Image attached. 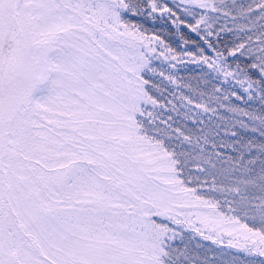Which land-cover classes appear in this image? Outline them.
<instances>
[{"label": "snow or ice", "instance_id": "obj_1", "mask_svg": "<svg viewBox=\"0 0 264 264\" xmlns=\"http://www.w3.org/2000/svg\"><path fill=\"white\" fill-rule=\"evenodd\" d=\"M0 264H264V0H0Z\"/></svg>", "mask_w": 264, "mask_h": 264}, {"label": "trees", "instance_id": "obj_2", "mask_svg": "<svg viewBox=\"0 0 264 264\" xmlns=\"http://www.w3.org/2000/svg\"><path fill=\"white\" fill-rule=\"evenodd\" d=\"M145 28L148 29V34L151 35L153 33L159 34L164 38H168L167 30L165 29V26L161 24L160 22H156L153 24L151 21H143ZM170 39V38H169ZM175 47V45H173ZM206 70V69H205ZM166 72H174L176 77L178 78V82H181L179 78H182V82L184 83H191L193 86L196 84V77H198L200 74L197 67L193 64H189L186 67L184 65H177L176 69H167ZM167 84V81L164 82ZM169 88H174V86L169 85ZM203 87V85H201ZM165 96L167 98L171 99V95L169 93H165ZM234 103H240L239 101H234ZM244 105L241 104V107ZM208 243L211 245V242L208 241Z\"/></svg>", "mask_w": 264, "mask_h": 264}, {"label": "rangeland", "instance_id": "obj_3", "mask_svg": "<svg viewBox=\"0 0 264 264\" xmlns=\"http://www.w3.org/2000/svg\"><path fill=\"white\" fill-rule=\"evenodd\" d=\"M156 63L159 64V61H157ZM183 83H184V82H183ZM174 87H175V86H174ZM197 240H198L200 243L204 244L206 247L211 246L214 250H218V246H216V245H210V244L208 243V241H202V240L199 239V237H197Z\"/></svg>", "mask_w": 264, "mask_h": 264}]
</instances>
